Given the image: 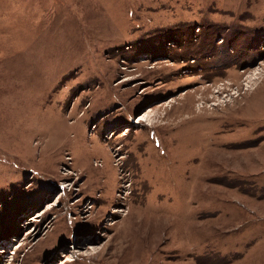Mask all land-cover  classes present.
Segmentation results:
<instances>
[{
  "label": "rangeland",
  "instance_id": "rangeland-1",
  "mask_svg": "<svg viewBox=\"0 0 264 264\" xmlns=\"http://www.w3.org/2000/svg\"><path fill=\"white\" fill-rule=\"evenodd\" d=\"M0 264H264V0H0Z\"/></svg>",
  "mask_w": 264,
  "mask_h": 264
}]
</instances>
